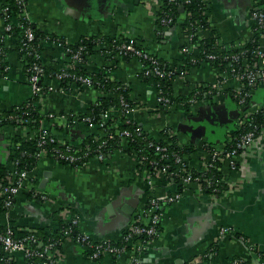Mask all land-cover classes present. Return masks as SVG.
<instances>
[{"label":"crops","instance_id":"crops-1","mask_svg":"<svg viewBox=\"0 0 264 264\" xmlns=\"http://www.w3.org/2000/svg\"><path fill=\"white\" fill-rule=\"evenodd\" d=\"M74 1L82 5L86 14L71 6L69 0H26V11L30 20L46 35L66 39L71 44L78 43L83 37L97 36L98 44L86 57L85 71L103 75L109 72L111 79L126 84L130 89V100L137 106L132 120L156 140L166 139L165 135L175 130L178 146L192 147V152L184 155L189 165L198 170L207 148L222 145L228 136L230 138L226 131L229 121H239L244 114L233 97L237 85L233 81L224 85L223 93L208 100L211 104H189L188 110L179 104L163 113L158 112L154 90L140 75L139 59L118 57L108 42L110 38L135 37L163 61L176 68L183 67L187 72L185 77L180 83L174 82L178 96H191L201 89L205 91V97L219 80L218 68L202 61L197 63L198 50L183 52L185 41L181 28L159 26L156 15L162 0ZM255 1L209 0L205 16L210 27L200 30L199 37L202 41L212 40L217 53L243 50L256 35L251 13ZM5 4L6 0H0V10ZM179 12L178 21L183 23L186 16L184 11ZM3 27L0 23V46L8 49L6 61L10 70L7 77L0 80V113L31 98L27 73L15 49L16 42L7 36ZM40 44L43 64L56 72L61 70L68 62L65 52L47 38ZM73 85L68 88L71 94L56 91L45 98V111L55 118L44 123V128L65 142H72L68 139L73 136L70 134L67 138L64 133L68 129L76 130L79 134L72 143L82 150L80 141L88 135L98 134L97 127L70 124L71 120H68V127L61 117L70 114L82 118L93 104L95 92L82 89L80 96L74 97L77 86ZM55 86L58 89L62 83L56 81ZM255 92L252 97L258 96V101L249 110L252 114L264 104V90L259 88ZM220 104L223 106L219 110L210 108ZM196 114L198 117L191 116ZM29 132L1 128L0 159L7 158L11 149L7 140L15 143L23 137L26 142L30 141L32 135ZM104 136L103 131L99 132L98 137ZM118 143L120 148L109 160L104 162L94 157L83 168L42 157L17 195L8 218L4 214L0 216L1 226L6 229L11 223L16 232L31 229L52 234L59 225L68 224L79 214L80 230L91 240L117 242L134 215L155 199L162 213V235L140 256V264H232L235 258L253 262L256 256L250 252V246L264 251V144L252 153L247 151L239 171H232L227 164H222L219 173L225 183L221 182L223 189L213 195L202 191L194 182L179 189L162 171L150 179L147 171L138 164V157L127 150V143ZM11 161L5 163L7 170ZM179 192L182 194L179 202L167 201L169 196ZM223 229H229V232L221 234ZM62 246L59 250L64 264H130L133 257L130 253L121 256L106 253L92 262L87 248L77 240L65 239ZM215 246L216 255L203 258ZM13 257L16 264H34L21 253Z\"/></svg>","mask_w":264,"mask_h":264},{"label":"built area","instance_id":"built-area-1","mask_svg":"<svg viewBox=\"0 0 264 264\" xmlns=\"http://www.w3.org/2000/svg\"><path fill=\"white\" fill-rule=\"evenodd\" d=\"M19 6H23L25 8V3L23 0H17ZM206 4H208L209 0H204ZM166 2V3H165ZM191 0H162L160 2V8H166V10L162 11V15L157 12V21L161 25V27L169 28L171 26H175V17L172 12V5H179L181 8L185 4H190ZM253 5L252 10V19L255 25V34H258V39L253 38L252 43H256L257 45L252 50H245L239 54H233L231 56H225L224 60L227 62L226 70L220 71V76L218 82L213 86V91H208L205 97L197 99H193L191 101V105L195 106L196 104H211L208 102L211 98L218 96L220 93H223V86L229 84L233 81V84L237 85L238 90L233 93V97L236 100V104L238 108L244 112L242 118L238 121V127H242L246 124L247 120L251 116V112H247V103L251 99V97L256 93L259 88L264 90V5H261V0H256ZM180 8V9H181ZM187 16H191V13L187 12ZM205 11L203 12V20L210 27V23L208 22V18L205 16ZM24 21H29V23H33L27 11H23L20 14L14 15L11 9L8 7V4L2 7L0 10V23L3 24V28L10 37L9 33L12 32L15 28L19 31H22V37L20 39L21 52L24 53L21 58L22 66H24L29 57L33 59V62L30 63L27 71V82L31 89V98L37 99L36 102L32 105L34 108H39L44 117H47L49 120H54L55 116L53 114L47 113L45 98L50 93H54L56 91L62 93H70L68 89L70 84L76 85V93L73 95L74 97L80 96L82 89H93L94 90V81L88 74H75L72 72L75 69L84 68V64L86 61V57L88 53L85 51V47L81 46L77 50L72 47V44L68 42L66 39H58L49 36L48 41L52 40V42L60 49H62L65 54L68 56V62L66 65L59 71L55 72L54 75L46 74L45 65L42 62L43 52L38 47L40 43H36L35 34L29 24H26ZM180 28V27H179ZM206 27L203 25H198L195 27V32L190 34L186 30H182L183 38L185 41V47L183 48V52L188 53L192 50H198L199 55L203 56L208 60H217L218 56L215 45H213V51L208 52L206 49L201 47L202 38L199 37L200 30H206ZM210 29V28H209ZM194 38L195 41H194ZM13 41H17V38H12ZM119 46L118 50L115 52L119 54L118 57L130 56L132 58L139 59L141 63V72L143 78L149 80L152 89L155 94V105L158 112L163 113L166 110H170L171 105H169L170 100L162 96V92L160 86L155 82L157 78H165L171 77L175 75L174 82L180 83L181 79L185 77L186 70L183 67L176 68L174 65H169V71L165 70L161 67L159 62L158 55L152 53L148 49H146L142 42H139L135 37H127L123 39H118ZM3 42V41H2ZM251 54H250V53ZM250 54V58L246 57V54ZM4 55L3 48L0 47V56ZM0 63V67H1ZM10 70V65L8 64L5 67V71L8 73ZM109 72L105 73V78L111 79L108 75ZM6 78V77H5ZM4 78V79H5ZM63 82L65 83L60 87L56 88L55 83ZM101 82L97 83L99 85ZM176 83L174 85L176 86ZM123 84V83H122ZM73 85V86H74ZM127 86L126 84H124ZM95 92V100L93 102H98V99L108 95L104 92H99L94 90ZM200 92H196V96L200 95ZM71 94V93H70ZM176 95H178L176 93ZM109 96V95H108ZM213 101V100H212ZM122 110H118L117 107H112L108 109L102 115L103 123H101L100 128L102 131H107L108 129L116 130L114 132H108L104 137H107L108 140L114 139L115 136L119 139V141L127 142V140L133 141L132 133L128 130L120 131L118 130V126L121 118L125 119L127 123L134 122L132 120V114L135 110L134 103L131 100H127L124 97L120 99ZM264 108L261 106L260 108L254 111L255 113L259 112ZM16 113H20V117L11 115L9 119H16L20 126L16 127L15 130L18 132L28 131L27 127L24 125L29 124L31 122L28 112L25 110H21L20 106L12 108ZM69 127L70 124H79L87 125L91 128L97 127L95 126L93 119L89 116H84L80 118L76 115L62 116ZM111 122V127L107 129L106 125ZM2 123V119L0 118V124ZM13 128V127H12ZM1 129V128H0ZM14 129V128H13ZM32 135V138L38 136L37 147L39 148V152L36 154L37 158L40 160L42 157H51L56 159V161L61 164L77 167V164L82 161V157L79 155L82 152L80 147L72 142H65L63 140H59L56 147L51 149L46 148L45 146L48 143H56L54 135L52 132H49L48 129H44L43 131L36 133L29 132ZM176 131L172 130L170 133V137H175ZM138 136H143V134L138 133ZM229 137V136H228ZM231 142V138H228ZM97 138V140L99 139ZM8 139V135L6 140ZM145 139V138H144ZM8 145L10 144V148H16L20 146V143H12V141L7 140ZM257 143H261L257 144ZM264 144V127L258 128L257 125L253 126L251 130L247 133L243 134L240 138L235 140L232 148H227L226 142L222 145H212L207 148L206 154H204L201 162V166L198 170L192 168L185 155L178 154L176 152H168V149L164 146L156 145L153 142L148 143V147H152L155 150L156 159L149 160L147 157L138 158V164L145 169L150 177H154L157 172L162 171L167 173L170 178H178L179 184L182 188L191 183H197L200 189L203 191L208 189V187H212L213 195L217 193L219 190L212 185H216L214 178L209 176L213 169L217 168L218 172H221L222 164H227L232 171H239L240 164L247 156V151L252 153V150H258ZM106 146V140L100 142L97 148L86 149L85 156H88L90 152H93L96 156L95 158L102 161L104 159L103 149ZM137 157L140 155V149H134L131 151ZM90 162V161H88ZM88 162H83L81 167H86ZM19 162L11 161V166L8 170L9 174L5 178L3 184H0V198L3 200V208L6 210L4 215L8 218L9 213L11 212L15 199L18 194H20L25 182L30 177V172L28 170H19L18 169ZM239 168V169H238ZM195 172L198 175H195ZM200 173V174H199ZM221 182L225 183V180ZM182 199V194L179 192L175 195L169 196L167 201L170 203L179 202ZM161 219L162 213L160 210V204L157 200H150L147 205L140 211L134 215V218L130 222V224L125 229L122 234L120 241L124 243V246L118 247L113 246L109 241H101L94 242L90 239L89 236L85 235L80 230L81 225V216L76 214L70 222L67 224V228L63 230L62 242L63 244L65 239L72 238L71 234L74 228H77L79 231V236L77 237V241L80 242L81 245L87 248V252L90 253V260L97 261L104 254H117L121 256L123 254L130 253L133 255L130 264H140V256L151 249L161 237ZM229 232V229H223L221 234H226ZM147 237H149L147 239ZM57 243H44L39 240L34 230H28L23 232H16L11 223H9L5 229V232H0V264L2 262H11L14 261V255L21 253L28 261H32L35 259L41 260V264H64L61 259L60 250L55 246ZM250 252L256 256L255 261H246L240 258H235L232 261V264H264V251L260 250L253 245L250 246ZM213 251V248L210 252ZM209 253H206L203 258H207ZM215 255V254H212ZM211 255V256H212Z\"/></svg>","mask_w":264,"mask_h":264},{"label":"trees","instance_id":"trees-1","mask_svg":"<svg viewBox=\"0 0 264 264\" xmlns=\"http://www.w3.org/2000/svg\"><path fill=\"white\" fill-rule=\"evenodd\" d=\"M23 2L26 4V0H23ZM166 3V2H165ZM6 4H8V7L11 9V11L13 12L14 15L20 14L23 11L26 12V5L25 8H23V6H19L18 5V1L17 0H6ZM261 5H264V0H261ZM172 12L174 14L175 17V26H179L183 31L186 30L188 31L190 34H193L195 32V27L198 25H203L204 27H207V24L204 22L203 18V12L206 10L207 8V4L204 0H191L190 4H185L183 6L184 8V14L186 16L185 21L183 23H179V17L181 16L179 10L181 8V6L179 5H175V6H171ZM166 10V8H160L159 9V13L161 14L162 11ZM187 12L191 13V16H187ZM162 15V14H161ZM26 24H29L35 34L36 37V43H41V41H44L45 38H49V34L46 35L44 32H42L34 23H29V21H24ZM159 23V22H158ZM159 26H161L159 24ZM22 31H19L17 28H15L12 32L9 33L10 37L12 38H17V41L15 43V49L17 51L18 54V58L21 60V58L23 57L24 53L21 52L20 47H21V43H20V39L22 37ZM97 36H93L89 39L83 37L80 39V41L78 43L72 44V47L77 50L79 47L83 46L85 47V51L88 53V55L92 54L94 51L95 46L98 44V39L96 38ZM56 38V37H55ZM256 39H258V34L255 35ZM196 38H194L195 41ZM105 40V39H104ZM124 40V39H123ZM108 42L110 43L112 49L114 50H118V46H119V41L117 40V38H110V40H108ZM257 44L256 43H250L247 47H245L243 50L241 51H231V52H222V53H217L216 55L218 56V59L213 61V60H208L206 58H204L203 56H200L199 58H197V63L199 62H206L212 66H215L217 68H220L221 71H225L226 70V64L227 62L224 60L225 56H231L233 54H239L244 52L245 50H252ZM3 48V53L4 55L0 56V63H1V67H0V80L4 79L5 77H7L8 73L5 71V67L8 66V63L6 61V55L8 52V49L4 48V46H0ZM201 47L203 49L207 50L208 52L213 51V41L212 40H203L201 42ZM40 50H42V46L41 44L38 47ZM119 51V50H118ZM117 52V51H116ZM250 53V52H249ZM247 53L246 57L250 58V54ZM125 59H132V57L130 56H125ZM33 62V59L31 57H29L27 59V61H25V65L23 66V69L26 71V73H28L27 69L30 66V63ZM159 62L161 64V67L164 68L165 70L169 71V65L166 61H163L162 58H159ZM198 65V64H197ZM46 69V74H51L54 75L55 74V70L52 69L51 67L48 66H44ZM72 72H74L75 74H88V76H90L92 78V80L94 81V90L99 91V92H104L105 95L101 98L98 99V102L92 104L91 106H89V108L86 109V114H83L82 117L84 116H89L93 119V122L95 124V126H97V133L98 134H92V135H88L87 137H84L80 142V146L82 148V152L79 153V155L82 157V161L79 162L77 164V167H81L83 162H88L90 161L92 158H94L96 155L93 152H90L88 156H85V152L86 149L88 147L90 148H97V146L100 144V142L104 140H106V146L103 149V153H104V162L109 160V157L113 156V153H115L120 147H119V139L117 138V136L114 137V139L108 140L107 137L105 138H99V132H101V128L100 125L101 123H103V118L102 115L104 114V112H106L108 109L112 108V107H117L118 110H122L121 107V103H120V99L121 97H124L127 100H130L129 97V92L130 89L128 86H125L124 84H122L121 82H117L113 79H108L105 78V76L103 74L100 73H87L85 71V69L79 68V69H75ZM146 79V78H145ZM174 80H175V75L171 76V77H165V78H157L155 79V82L160 86L161 92H162V96H164L165 98L170 100L169 105H171V107L173 106H177L179 104H183L185 109L188 110V106L191 103V101L193 99H197L199 100V98L203 97V92L201 89L200 91V95H195L196 92H193L191 94V96H178L176 95L175 89H174ZM149 81L148 79L145 80V82ZM101 82L99 85H97V83ZM65 83V81L62 82V85ZM37 99L35 98H30L29 100H27L26 102L18 105L21 107V110H25L28 112V115L31 120V122L29 124L24 125L25 127H27L28 131L33 132V133H38L40 131H43L44 128V123H47V121H49V119H47V117H44L40 111L39 108H34L32 105L36 102ZM256 101H258V96L256 98L253 99V97H251V99L248 101L247 103V109L248 111L251 109V107L253 106V104H256ZM17 107V106H15ZM17 117H20V113H16V111H13V109L9 110V111H5V112H1L0 113V118L2 119V123L0 124V128H4V127H19L20 123L16 120V119H9V117L11 115H14ZM257 125L258 128L260 127H264V108L261 109L259 112L257 113H253L251 114L250 118L247 120L246 124L243 125L242 127H238V125L236 124V126L234 127V129L232 131L229 132L230 138H231V142L229 141V139H226V145L227 148H232L233 144L235 143V140L240 138L243 134L247 133L249 130H251L253 128V126ZM107 129L111 127V122H109L106 125ZM70 130V131H69ZM101 130V131H100ZM118 130L120 131H124V130H128L129 132L132 133V138L133 141L127 140V150H129L130 152L133 151L134 149H140L141 153L138 156L139 159H141L142 157H147L149 160H153L156 159V155H155V150L154 148H150L148 147V143L153 142L156 145H160V146H164L168 149V152H176L178 154H181L183 156V154H185L186 152H192V147L189 146H178V141L179 139L177 137H170L169 135H165L166 139H162V140H156L153 137L150 136V134L145 131L138 123L136 122H131V123H127L126 120L123 118H121L119 126H118ZM71 129H68L64 134L65 136L68 138V136L71 134V136H73V138H69V141H74L76 140V138L74 139V137H77V134H72L71 133ZM116 130L114 129H108L107 131H103L104 134H107L108 132H114L115 133ZM138 133L143 134V136H138ZM97 138H99L97 140ZM145 138V139H144ZM15 141H17L16 143H20V146L16 147V148H12L10 150H8V156L6 158V161L4 163H0V184H3L5 178L7 177V175L9 174L8 170L6 169V165L5 163L8 162L9 159H13V161H18L19 162V166L18 169L19 170H28V171H32L34 169V167L38 164L39 159L37 158V153L39 152V148L37 147V143H38V136H35L34 138L30 139V141H27L21 137L16 139ZM56 143H48L45 147L48 149H51L53 147L57 146V143H59V139L56 137L55 139ZM70 143V142H69ZM111 159V158H110ZM141 167V166H140ZM221 167V166H220ZM200 174V173H199ZM209 176L214 178V181L216 182V185H212L213 188L215 189V187L220 191V189H223V187L221 186L222 183H220L221 181V174L217 171L216 169H213L210 173H208ZM195 175H198V173L195 172ZM173 179L174 183L179 186V189L182 188V186H180L179 184V179L178 178H171ZM205 193L207 194H213V189L212 187H208V189L204 190ZM219 191L217 193H219ZM215 193V195L217 194ZM6 212V210L3 208V200L0 198V216L3 215ZM67 224L65 225H59V227L57 229H55V231L52 234H46L43 231H39V230H34L35 231V235L36 237L43 241L44 243H57V245L55 246L58 249H62V236H63V230L65 228H67ZM0 232L3 233L5 232V229L1 226L0 224ZM79 231L77 230V228L73 229V232L71 234V237L75 240H77V237L79 236ZM125 234V233H124ZM149 237H147L148 239ZM113 246H118V247H122L124 246V243L122 241H117V242H110ZM209 253V252H208ZM217 253V246L213 247V251L210 252V254H215ZM90 255V253L88 254ZM117 255V254H115ZM209 255L207 257V259H210L213 257V255L211 256ZM214 255V256H215ZM30 262H33L34 264H41V260L39 259H35L32 260ZM2 264H16L14 261L11 262H2Z\"/></svg>","mask_w":264,"mask_h":264},{"label":"water","instance_id":"water-1","mask_svg":"<svg viewBox=\"0 0 264 264\" xmlns=\"http://www.w3.org/2000/svg\"><path fill=\"white\" fill-rule=\"evenodd\" d=\"M76 1L78 2L79 0H76ZM69 2H71V6H73V7L76 8V9H78V10L80 11V13H84V14H86V12L83 11L84 8L82 7V5L75 3L74 0H69ZM180 11L183 12V11H184V8L182 7V8L180 9ZM232 104H233V103H232ZM222 106H223V104H220V105L213 106V107H210V108H213L214 110H219V109H221ZM213 109H211V110H213ZM235 125H236V123H235V122H232V120H230V121H229V124H228V128H227L226 131H227V132L232 131V130L234 129ZM71 133H72V134H77V135L79 134V132H76V130H74V129L71 131ZM5 161H6V158H4V159H0V163H4Z\"/></svg>","mask_w":264,"mask_h":264},{"label":"flooded vegetation","instance_id":"flooded-vegetation-1","mask_svg":"<svg viewBox=\"0 0 264 264\" xmlns=\"http://www.w3.org/2000/svg\"><path fill=\"white\" fill-rule=\"evenodd\" d=\"M236 107H237V106H236ZM197 115H199V114L191 115V116H194V117H195V116H197ZM191 116H190V117H191ZM187 117H189V116H187ZM197 117H198V116H197ZM237 122H238V120H235V123H236V124H237ZM235 126H236V125H235Z\"/></svg>","mask_w":264,"mask_h":264},{"label":"rangeland","instance_id":"rangeland-1","mask_svg":"<svg viewBox=\"0 0 264 264\" xmlns=\"http://www.w3.org/2000/svg\"><path fill=\"white\" fill-rule=\"evenodd\" d=\"M209 252H210V250H208ZM131 254H129V256H130Z\"/></svg>","mask_w":264,"mask_h":264}]
</instances>
